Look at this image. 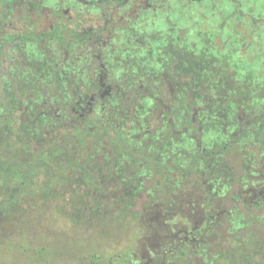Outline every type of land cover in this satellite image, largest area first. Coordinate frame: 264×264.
<instances>
[{
	"label": "rangeland",
	"instance_id": "1",
	"mask_svg": "<svg viewBox=\"0 0 264 264\" xmlns=\"http://www.w3.org/2000/svg\"><path fill=\"white\" fill-rule=\"evenodd\" d=\"M93 1L24 0L26 8L14 9L18 16L5 5L0 29L12 35L19 25L35 34L55 28L66 46L83 27H103L104 17L88 5ZM143 3L107 7L114 17L99 32L104 47L85 41L65 53L44 38L24 42L20 52L2 50L0 134L15 136L19 148L26 144L19 162L46 145L45 133L88 126L83 143L67 137L51 163L62 168L73 156L77 165L63 173L43 169L36 185L0 214V264H234L228 249L237 264H264V247L249 252L261 239L250 229L263 230L264 220L243 208L264 183L258 143H264V0ZM240 113L263 116L249 120L260 133L243 143V154L251 156L238 161L241 177L222 158L209 168L196 166L194 181L172 169L156 175L146 164L229 143L248 128ZM86 166L106 197L99 200L86 184ZM204 201L217 222L207 232L200 228L202 247L183 236L175 246L173 237L163 238L160 215L169 228L190 230L198 217L188 202L198 212ZM223 235L228 249L209 251Z\"/></svg>",
	"mask_w": 264,
	"mask_h": 264
},
{
	"label": "trees",
	"instance_id": "2",
	"mask_svg": "<svg viewBox=\"0 0 264 264\" xmlns=\"http://www.w3.org/2000/svg\"><path fill=\"white\" fill-rule=\"evenodd\" d=\"M21 2L22 0H0V7H5V5H7L8 13L18 16V11L14 9L16 7V4H20ZM127 3L128 0H99L93 1L92 3L88 4L91 7H97L100 10L102 9V14L100 12L99 13L104 17V25L103 27H100V29H96L92 26V24L88 27H83L81 30L74 32L75 38H77L80 42L90 40L91 38L92 41L98 43L100 47H104L106 45V40L102 37L101 34H99V32H105L106 26L110 24L114 17L111 9L107 7H121L126 5ZM32 9L37 13L38 17L41 16V11L37 6L32 5ZM53 14L58 13L55 12ZM39 23L40 22L34 21L32 28L36 29ZM105 23H107V25H105ZM1 25L2 22H0V26ZM16 29V32L12 35H7L4 30L0 29V54L4 47H14L20 52L21 44H23L24 42L33 41L40 43L44 40V38L45 40H56L63 47V45L61 44L62 35L58 29L53 28L52 30H44V32H37L36 34L32 31H26L24 28L20 27V25L19 28L17 27ZM107 35L109 34L107 33ZM69 46H71V44ZM67 48L68 47H65V49ZM167 85L171 89L169 82H167ZM73 108H76V105H73ZM159 116H161V113H158V117ZM262 117L263 116L256 117L255 115H244L243 113H240L238 115V118L240 120H245V122H248L246 123V127L248 128H243L239 131H236L234 134H232L231 141L229 143H222L218 148L207 150V153H184V156L180 158H169L165 162H162L160 160H147L146 164L153 170L154 174L156 175L171 171L172 169L173 171L184 172L189 177L190 181H194V169L196 166L200 165L209 168L211 166V163L218 161L219 158H222L228 161L232 169L234 168L237 173L236 177H241L242 175H240L241 171L239 169L240 165L237 164L238 161H240V158L244 160L248 155L243 154V143L246 142V138L248 137V135H253V137L257 138L259 132L258 130L253 131L254 129L251 126L249 128V120L260 119ZM170 124L172 125V123ZM87 126L88 124H84L83 127L81 125H75V130L73 132L66 131V133H57L53 135L45 133L46 145L38 147L34 150H30L29 158L31 160L26 162H19V157L21 154L20 149L22 148V150L26 151V144L21 145V147L19 148L20 145H18L16 141L13 142V138H15V136L13 137L7 134H0V214L7 212L10 203L17 202L22 195L26 194L30 188L36 185V177L43 169L46 170L47 173L55 171L63 173V171L72 168L73 164L77 165V160L73 156H69L67 159H65V166L62 168L53 167L51 163L55 160L59 153L63 152L62 144H64V139H66L67 137L71 138L74 144L83 143V139L80 137L85 135ZM254 142L256 143L257 140H255ZM258 143H260V145L264 147V143H262L261 141ZM108 144L109 142L107 143V145ZM204 154H207L209 158L205 159ZM249 156L251 155L249 154L248 157ZM184 161L188 162L187 167L181 165V163H183ZM84 169L88 171L85 175L86 184L94 188L99 200L106 197L107 194H105V192L103 191L102 185L94 181V179H92L89 175L91 170L90 167L86 166ZM256 173L259 174V171ZM250 192L252 195L250 197V201H248L249 204L247 203L243 205V208L245 209L244 213L249 216L260 215V218L264 220V183L262 185H258L256 189L253 188ZM3 198H6L5 201ZM229 198L230 202L232 203H238L240 200V197L236 196H230ZM250 230H253L255 233L261 236V239L258 238L255 241L254 246L249 250L250 253H253L260 247H264V229L259 230V228H253ZM231 236L232 235H230V237ZM244 237H246V234H244ZM225 239V235L221 236L220 240L217 243V247L214 250L209 251L221 253L226 248L228 249L226 245L222 244ZM198 246L202 247V244L198 243ZM239 248H246V245L241 244ZM174 251L175 253L179 254V257H183L186 254V252L182 249ZM228 251L230 253L229 255L232 256L233 263L237 264V261L233 257L232 252H230V249H228ZM92 261L94 262V260Z\"/></svg>",
	"mask_w": 264,
	"mask_h": 264
},
{
	"label": "flooded vegetation",
	"instance_id": "3",
	"mask_svg": "<svg viewBox=\"0 0 264 264\" xmlns=\"http://www.w3.org/2000/svg\"><path fill=\"white\" fill-rule=\"evenodd\" d=\"M96 1H99V0H96ZM213 1V0H212ZM231 1H233V2H235L236 3V1L237 0H231ZM128 3H129V0H128ZM127 3V4H128ZM126 4V5H127ZM144 7H146V8H150V7H152V5L149 3V0H144ZM19 7V8H21V7H24V8H26V5H25V3H24V0H22V2L20 3V4H16V7ZM31 7H32V5H30ZM33 6H35V5H33ZM117 6V5H116ZM125 6V5H124ZM117 7H119V6H117ZM117 7H114V8H117ZM121 7H123V6H121ZM121 7H119V8H121ZM91 8H94V7H91ZM96 9V10H95ZM94 10L95 11H97V12H100L101 13V10L100 9H98L97 7L95 8ZM102 14V13H101ZM25 21H28V19L26 18V20ZM105 25H107V23H105ZM101 27V26H100ZM100 27H98V29H100ZM108 26H106V28H107ZM95 28H97V27H95ZM85 41H91L92 42V39L90 38V40H85ZM85 41H82V42H85ZM79 40H76V41H74L73 43H71V42H69L66 46H61V49L65 52V53H67L68 52V50L71 48V47H73V48H77L78 46H79V44H81L82 42H80ZM71 44V46H69ZM65 47H68L67 49H65ZM192 202H188V208L189 209H192L193 211H194V213H196L197 214V217H198V220L197 221H193L192 222V220H191V223H192V228L190 229V230H187L186 228H183V229H181V230H178L177 228H176V226H173V227H171V228H169L168 227V225H167V223L165 222V220H166V218H164L163 216H165V215H160V216H162V224L160 225V226H162L161 228L164 230V231H166V233H168V234H166V235H164L163 236V238L164 239H166L167 240V238L168 237H173L174 239H172V241H173V243H175L173 246H175V245H177V244H180L181 242L179 241V239H180V237L181 236H183V242H191V243H194V244H197V243H200V242H203L204 241V239H203V236L199 233V231L202 229V227H203V229L202 230H204V231H209L210 230V226H212V225H215L216 224V222L217 221H215L214 219H215V216H213L211 213H209V211H207V206L205 205V201L202 203V206H197L198 207V212L196 211V209H194V205L193 204H191ZM168 215H166V217H167ZM201 228V229H200ZM180 232V233H179ZM169 246H172V244H170ZM172 248H174V247H172ZM159 250H161V249H159ZM158 250V251H159ZM170 250V249H169ZM169 250H167V251H169ZM166 251V252H167ZM165 251H163L162 253V255H163V257H164V255H165V253H166ZM162 264H163V262H162Z\"/></svg>",
	"mask_w": 264,
	"mask_h": 264
}]
</instances>
